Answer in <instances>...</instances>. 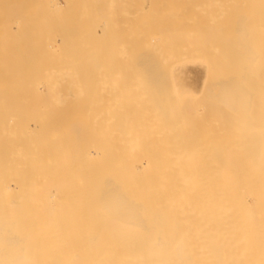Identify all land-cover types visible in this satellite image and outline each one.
Wrapping results in <instances>:
<instances>
[{"label": "bare ground", "instance_id": "1", "mask_svg": "<svg viewBox=\"0 0 264 264\" xmlns=\"http://www.w3.org/2000/svg\"><path fill=\"white\" fill-rule=\"evenodd\" d=\"M144 1L0 0V264H264V0Z\"/></svg>", "mask_w": 264, "mask_h": 264}, {"label": "rangeland", "instance_id": "2", "mask_svg": "<svg viewBox=\"0 0 264 264\" xmlns=\"http://www.w3.org/2000/svg\"><path fill=\"white\" fill-rule=\"evenodd\" d=\"M148 2V3H147ZM144 3H146V4H144ZM143 4L144 5H142V7L145 9V11L147 10H149V8H150V1L149 0H146V1H144L143 2ZM147 7V8H146ZM242 50V49H241ZM239 55V54H238ZM186 57V56H185ZM182 58V57H178V61L179 62H177V57H176V61H174L173 63H171L170 65H169V72H170V74H169V72H168V74L167 75H170L171 76V82L173 83V85H170L171 87H172V89H173V91H175V94H176V96L178 97V99L181 97V98H183V102H184V100H186L185 98H186V95H190L189 97H192L194 94V96H197V98L195 99V98H192L193 99V101L195 100V102H192L191 101V98H189L188 96V99H190V100H187V104H189L188 103V101H190L191 103L190 104H192V103H196L197 102V104L199 103V100H201L200 101V105H199V107H196L195 105H192V106H194V107H196V108H202V107H204L205 105H206V103L207 102H203V101H206L207 99L209 100L210 98H211V89H212V87H214V85L213 84H210L209 82V84L208 83H206V81H208V77H207V75H208V73H207V71H205L206 70V68L204 67V66H202V65H204L203 63L200 65V61L199 60H197V59H194V58H191V57H188V58H186V59H180ZM188 59H193V60H196V61H190V60H188ZM184 60V61H183ZM187 60V61H186ZM183 61V62H182ZM175 62H177V63H175ZM197 64H196V63ZM199 63V64H198ZM174 64H175V66H174ZM178 66H177V65ZM173 65V66H172ZM177 66V67H176ZM187 66V67H186ZM197 66V67H196ZM170 67H172V68H170ZM167 69H168V67H167ZM203 70V71H202ZM207 73V74H206ZM207 78V79H206ZM168 80H169V78H168ZM215 81V80H214ZM214 81H213V83H214ZM171 82L169 81V83L171 84ZM206 84H208L207 86L208 87H205L206 86ZM173 86H174V88H173ZM209 86H210V89H209ZM212 86V87H211ZM218 87V86H217ZM177 89V90H176ZM206 89V90H205ZM184 92H183V91ZM176 91H178V92H176ZM205 91V92H204ZM201 92H204L205 94H206V98H204L205 96V94L203 95V93H201ZM208 92V93H207ZM179 93V94H178ZM184 93H186V94H184ZM190 93V94H189ZM192 93H194V94H192ZM181 94H182V96H181ZM198 94H199V98H198ZM184 95V96H183ZM193 96V97H194ZM201 96V97H200ZM204 96V97H203ZM185 97V98H184ZM208 97V98H207ZM180 98V99H181ZM204 100H203V99ZM197 100V101H196ZM207 100V101H208ZM182 102V101H181ZM202 103H205V105L204 104H202ZM186 104V105H187ZM201 104H202V106H201ZM195 108V109H196ZM191 113L192 114H195V110L193 109L192 111H191Z\"/></svg>", "mask_w": 264, "mask_h": 264}]
</instances>
